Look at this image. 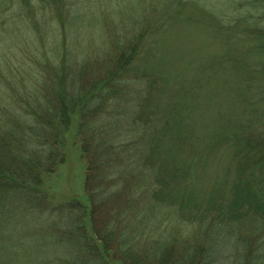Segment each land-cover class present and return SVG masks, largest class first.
I'll return each mask as SVG.
<instances>
[{
	"label": "trees",
	"instance_id": "trees-1",
	"mask_svg": "<svg viewBox=\"0 0 264 264\" xmlns=\"http://www.w3.org/2000/svg\"><path fill=\"white\" fill-rule=\"evenodd\" d=\"M125 1L0 0V41L24 23L41 57L18 85L0 75V264H264V0L98 16ZM92 24L102 52L79 56ZM180 24L214 46L176 70L156 54ZM74 121L86 203L48 187Z\"/></svg>",
	"mask_w": 264,
	"mask_h": 264
},
{
	"label": "rangeland",
	"instance_id": "rangeland-1",
	"mask_svg": "<svg viewBox=\"0 0 264 264\" xmlns=\"http://www.w3.org/2000/svg\"><path fill=\"white\" fill-rule=\"evenodd\" d=\"M143 1L142 7L150 0ZM151 1L156 3V1L159 0ZM108 9L109 7L107 4H99L97 14L99 17L103 16L105 18V23L111 26L115 24L121 26L129 20L136 18L142 11L140 3L136 5L134 0H126L124 5L118 3L113 7L111 6V11H108ZM11 14L12 11L2 14L0 23H7V16ZM33 21L36 22V19ZM84 29L85 27L82 28V32L80 30L73 36L72 44L75 47L77 55H91L102 52L103 40L105 39V34L101 32L102 30L94 24L86 29V31H84ZM1 36L4 38L3 41H0V48L2 47L0 51V75L2 78L7 82H11L13 85H18L20 79H31L32 72L28 62H37L38 57L39 59L41 58L35 55V50L39 46L37 39L34 38V36L31 37L30 29H28L24 23L20 22L10 26L6 31L4 30ZM53 41L54 45L58 47L56 36L53 37ZM3 44L5 45L1 46ZM207 46L209 49L206 50L205 47ZM212 46H214V43L211 42V45L206 44L205 38L202 39L193 26L180 24L171 29L166 38V42L160 46L156 55L159 59L158 62H160V64L163 63V66L166 65L167 62H177L172 68L180 70L186 62H194L200 54H207L208 51L213 48ZM216 47L217 46H215V48ZM164 62L166 63L164 64ZM15 68H18V70L15 71ZM196 69H198L196 66H192L191 68L192 71ZM183 72L184 71H182V73ZM8 94L9 91L7 89L0 87V104L5 102ZM75 122L76 121H74L67 135L66 161L60 166L56 174L52 178H49L48 187L51 190V194L59 202L78 199L86 203L84 188L86 165L81 155L79 142L75 137ZM14 240V244L17 245L18 242Z\"/></svg>",
	"mask_w": 264,
	"mask_h": 264
}]
</instances>
